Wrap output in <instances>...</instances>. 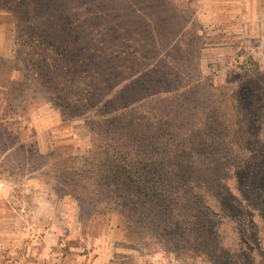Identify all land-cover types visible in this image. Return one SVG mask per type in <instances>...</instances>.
<instances>
[{"label": "rangeland", "instance_id": "rangeland-1", "mask_svg": "<svg viewBox=\"0 0 264 264\" xmlns=\"http://www.w3.org/2000/svg\"><path fill=\"white\" fill-rule=\"evenodd\" d=\"M125 1L100 0L128 15ZM169 1L155 12L161 19L157 77L166 82L156 89L179 96L184 108L176 103L174 111L184 117L181 132L191 142L223 144L218 153L197 151L193 158L229 174L228 187L241 191L250 208L229 209L226 194H208L193 231L186 221L152 230L130 209L121 216L111 192L99 188L101 179H91L104 166L112 124L90 114L73 118L57 105H66L59 94L70 95L71 82L51 88L44 73L43 82L35 81L44 68L33 66L40 58L28 47V9L44 28L47 0H0V264H225L221 256L235 251L244 256L240 264H258L264 253V0ZM70 2L55 0L56 19ZM73 53L67 51L69 58ZM210 125L226 131L219 137ZM218 203L224 205L219 213ZM212 246L222 251L206 248Z\"/></svg>", "mask_w": 264, "mask_h": 264}, {"label": "trees", "instance_id": "trees-1", "mask_svg": "<svg viewBox=\"0 0 264 264\" xmlns=\"http://www.w3.org/2000/svg\"><path fill=\"white\" fill-rule=\"evenodd\" d=\"M69 1L68 9L56 19L57 14L51 9L55 0H47L44 11L50 15L45 16L48 22L44 28H37V21L28 9L32 28L28 47L32 58H40L33 66L44 68L42 73L35 74V81L43 82L44 75L51 88L71 82L75 88H69L70 95L59 94L66 105L59 102L57 105L64 111L73 112V118L90 114L94 118L102 117L99 121L108 128L112 124L114 132L110 136L113 142L108 145L109 151L103 153L104 163L99 162L104 166H99L101 171L91 179L95 182L101 179L97 183L99 188L111 192L113 204L120 209L121 216L125 209H130L134 215L146 220L152 230L163 232L174 223L186 221L193 231L199 223L196 212L205 210L208 194L214 198L226 194L232 201L229 209L238 205L241 210L247 205L250 208L249 200L245 201L241 191L238 195L228 187L232 178L225 179L229 174H220L193 158L197 151L218 153L223 144L218 139L210 143L205 140L196 141L197 144L191 142L190 135L181 132L184 117L174 111L176 103L184 108L179 104V96L174 93L172 97L170 89H156L166 82L160 80L163 77H157L155 56L158 57L159 46L155 24L161 19L155 12L170 1L126 0L128 15L122 11L114 12L109 6L103 7L100 0ZM0 10L5 9L0 7ZM54 27L62 34V41L57 39L58 34L52 35ZM62 42L64 46L59 47ZM69 49L74 52L70 58L67 55ZM49 52L55 53L48 56ZM106 89L108 93L102 98ZM120 100L121 103H116ZM86 105L96 109H82ZM103 108L107 110L105 113L100 111ZM209 129L217 133L216 127L210 125ZM224 131L226 127L223 126L217 136L221 137ZM201 135L202 132L196 136L200 138ZM224 145L226 159L232 160V142ZM205 167L209 171H205ZM261 180L264 183V174ZM217 205L215 209L219 213L220 206L224 205ZM262 220L264 224V218ZM182 234L185 237L187 233ZM198 237L205 241L200 235ZM260 242L264 245V237ZM206 248L210 252L222 251L220 246L217 250L213 246ZM241 253L235 251L231 256L224 254L225 257H221L225 264L231 261L240 264L238 258H244ZM259 257L258 264H264V253L260 252Z\"/></svg>", "mask_w": 264, "mask_h": 264}]
</instances>
